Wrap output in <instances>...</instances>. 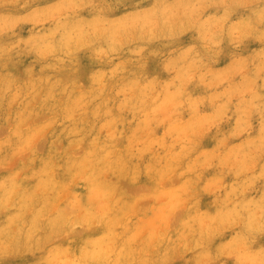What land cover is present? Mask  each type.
Segmentation results:
<instances>
[{"label": "rangeland", "instance_id": "374dc122", "mask_svg": "<svg viewBox=\"0 0 264 264\" xmlns=\"http://www.w3.org/2000/svg\"><path fill=\"white\" fill-rule=\"evenodd\" d=\"M0 264H264V0H0Z\"/></svg>", "mask_w": 264, "mask_h": 264}]
</instances>
